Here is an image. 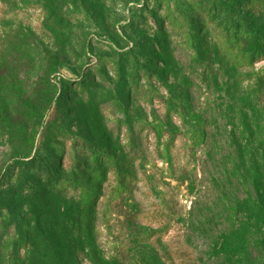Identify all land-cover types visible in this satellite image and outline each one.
Masks as SVG:
<instances>
[{
  "label": "rangeland",
  "instance_id": "obj_1",
  "mask_svg": "<svg viewBox=\"0 0 264 264\" xmlns=\"http://www.w3.org/2000/svg\"><path fill=\"white\" fill-rule=\"evenodd\" d=\"M200 1L0 0V111L17 129L0 119V264H264V59L191 30ZM261 1L235 10L264 33ZM43 138L63 144L59 187L102 171L90 208L20 172Z\"/></svg>",
  "mask_w": 264,
  "mask_h": 264
},
{
  "label": "trees",
  "instance_id": "obj_2",
  "mask_svg": "<svg viewBox=\"0 0 264 264\" xmlns=\"http://www.w3.org/2000/svg\"><path fill=\"white\" fill-rule=\"evenodd\" d=\"M245 2V4H244ZM257 4H261V0H243L237 3H228L224 1L216 0H201L195 3L194 12L196 16L189 15L187 22L191 30L196 31L202 26L213 24L216 29L222 31V34L218 35L220 45L224 50L229 52L235 51V57L243 65L249 66L256 60L264 59V33L258 29L251 27L248 22L237 14L236 6L253 7ZM53 73H57L55 59H52ZM99 73L102 76H106V71L103 67L99 69ZM0 119L12 130V133H17V129L11 124V122L1 114ZM46 138H43L38 152V156L24 157L16 160V164L20 165L21 173L28 172L34 173L38 176L42 175L46 179H49L48 188L51 189H80L83 191V204L86 208H90L93 205L94 198L98 194L97 184L102 182L103 173L101 170H91L92 176L95 180V186L89 187L79 181L78 177L71 178L68 182H64L61 187L58 182V167L60 164L61 154L64 149L60 141L53 140L52 150L48 151L45 147ZM87 150H91L90 162L94 165L97 164V160L103 158V163L107 162L108 165L115 162V155L111 154L112 151L106 152L104 148L95 150L92 146H87ZM51 152V153H50ZM107 153V154H106ZM108 153H110L108 155ZM10 173L6 175L5 180L8 181Z\"/></svg>",
  "mask_w": 264,
  "mask_h": 264
}]
</instances>
